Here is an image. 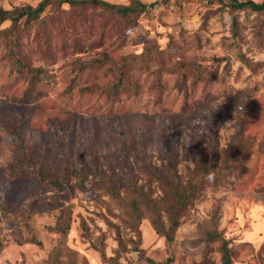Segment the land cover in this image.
<instances>
[{"label":"rangeland","instance_id":"1","mask_svg":"<svg viewBox=\"0 0 264 264\" xmlns=\"http://www.w3.org/2000/svg\"><path fill=\"white\" fill-rule=\"evenodd\" d=\"M139 1L132 19L51 5L22 21L39 74L0 24V264H224L214 230L230 264H264V12ZM193 177L168 241L151 210L165 220L170 183Z\"/></svg>","mask_w":264,"mask_h":264},{"label":"trees","instance_id":"2","mask_svg":"<svg viewBox=\"0 0 264 264\" xmlns=\"http://www.w3.org/2000/svg\"><path fill=\"white\" fill-rule=\"evenodd\" d=\"M51 5H55L56 7H62L63 5H68L70 7H99L108 13L129 19H132L133 16L139 17L147 8L146 4L141 3L139 0H133L128 5L113 4L104 0H42L36 6L26 5L12 10H6L0 7V24L6 21L11 22V34L13 36H6L9 49L8 55L10 57H15V65L18 66L20 70L23 69L28 72L36 71L38 74L42 72L39 68H30L22 61L20 56H17L19 46L18 43H20L21 33L20 24L22 21L25 26L36 24L40 20L42 14ZM233 8L240 10L250 9L254 12H264V1L257 3L251 0H233ZM112 92L114 97L119 96L120 92L117 88H115ZM37 176L44 183L49 181L42 170L37 173ZM189 179V182H187L185 186L180 185L179 182L175 183L172 181L170 183L168 190L170 199L168 201L165 200L164 202L165 220L158 210H151L153 213L152 222L156 231L168 241L173 240V235L180 224L179 216L182 215L185 209L193 204L194 200L200 193L201 186L193 183L194 177ZM207 238L212 241H220L224 264H230L232 254L230 248L228 247L227 240H225V238H223L221 234L215 230L208 232ZM29 241L31 243L38 244L35 238H31Z\"/></svg>","mask_w":264,"mask_h":264}]
</instances>
